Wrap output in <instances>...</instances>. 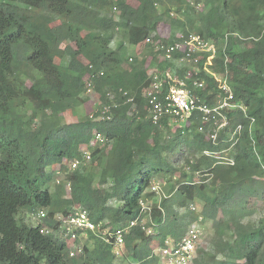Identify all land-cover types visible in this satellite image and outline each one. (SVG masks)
Segmentation results:
<instances>
[{
  "label": "trees",
  "instance_id": "1",
  "mask_svg": "<svg viewBox=\"0 0 264 264\" xmlns=\"http://www.w3.org/2000/svg\"><path fill=\"white\" fill-rule=\"evenodd\" d=\"M132 1L0 0V264H121L101 233L139 217L155 232L140 222L129 229L132 264H159L165 238L177 243L205 224L213 236L196 264H264V213L246 220L242 207L246 199L264 204V0ZM162 25L169 36H160ZM154 34L167 44L194 34L217 46L208 69L227 76L239 108L226 112L215 142L198 113L187 125L148 118L151 74L183 79L187 71L159 62L145 43ZM206 62L187 84L211 104L219 89ZM197 79L205 88H194ZM89 81L99 106L112 107L110 119L86 111ZM96 134L103 144H94ZM64 183L70 190L59 197ZM76 206L100 233L77 232L81 253L71 257L58 217ZM39 211L45 219L32 223Z\"/></svg>",
  "mask_w": 264,
  "mask_h": 264
},
{
  "label": "built area",
  "instance_id": "2",
  "mask_svg": "<svg viewBox=\"0 0 264 264\" xmlns=\"http://www.w3.org/2000/svg\"><path fill=\"white\" fill-rule=\"evenodd\" d=\"M145 43L154 48L159 54L158 60L174 63L177 69H187L186 75L183 79H179L173 73L166 71L160 73L158 71L151 74V84L146 90L145 97L147 100L146 110L148 118L154 125H158L162 119L169 118L180 125H187L193 115L198 113L203 123L211 124L212 133L210 139L215 142L220 131L228 126V117L226 112L231 109L239 108V104L235 101V94L232 85L226 75H217L211 73L208 66L212 65L213 59L217 55L218 48L214 43L207 41L199 35L180 36V39L167 44L162 39H158L156 35L150 36ZM206 58V65L204 71L211 73L218 84L219 92L214 101L209 104L206 100L199 99L194 96L192 90L189 88L187 82L192 79L193 75H198L201 71L199 65L201 61ZM132 61V59H130ZM103 75V73H101ZM194 88L203 89L206 86L205 81L195 80ZM87 92L92 93V81L87 85ZM126 95V94H125ZM127 103L134 105V98L129 97ZM111 106H102L99 111L98 119H110ZM95 118V114L90 116ZM203 132V127L199 128ZM242 131L241 126H237L236 132ZM104 139L101 134H96L94 144H103ZM86 163H91V153L86 150H81ZM209 154V153H207ZM80 166V161H74L71 169L75 170ZM60 184L61 182L58 181ZM65 185V184H64ZM68 191L69 185L66 184ZM152 190L160 194L161 189L158 185H153ZM143 213L149 210L147 206L142 203ZM45 211H39L36 219L42 221L46 217ZM61 222V233L71 244L70 255L75 257L81 253V249L75 246V241L78 239L77 232L84 236L89 234H99L100 226L94 223V220L85 210L80 206L74 208V213L66 218L58 217ZM141 220V221H140ZM139 222L147 232L148 235L155 231L150 227L143 217L131 221L128 227L118 228L114 233L109 234L110 227L102 231L101 236L105 241L113 245V252L116 256L123 255L125 235L132 227L139 225ZM42 234H48L47 228L41 229ZM202 240V229L193 225L185 232L182 240L173 243L171 238H165L164 245L160 249L158 257L159 264H195L197 260L198 245Z\"/></svg>",
  "mask_w": 264,
  "mask_h": 264
},
{
  "label": "rangeland",
  "instance_id": "3",
  "mask_svg": "<svg viewBox=\"0 0 264 264\" xmlns=\"http://www.w3.org/2000/svg\"><path fill=\"white\" fill-rule=\"evenodd\" d=\"M130 3L132 5L135 4V2H133L132 0H130ZM159 34H160V36H163V37L169 36V34H171V30H170L169 26L168 25H164V26L162 25L160 27ZM221 48H222V46H221ZM88 97H89V99L91 101H88L87 104L85 105L86 106L85 107L86 111L88 109L89 110L88 113H90V114H92L93 111H97V110L99 111V109L101 107L97 103V99H96L95 94H93V92L92 93H88ZM154 185H158V184L154 183ZM64 187L65 186H62V188L61 187L56 188V195L57 196H59V197L63 196V192L67 189L66 187L65 188ZM67 191H68V189H67ZM161 197H162V194L160 196L157 195V198L155 200L156 201H160ZM242 207H243V215H244L246 220H257L264 213V204L261 203V202H257V201H255L253 199L244 200L243 204H242ZM219 216H221V215L219 214ZM32 218L33 217L30 216V220H31L32 223L33 222H35V223L38 222V219L35 220V219H32ZM167 223L170 224L171 220L168 219ZM200 228L202 229V240H201V243L198 245V247L200 246L199 249H203V248L209 249L210 243H211V240H212V236H213V232H212L211 228L207 224H205L204 226H201ZM96 259H97V261L99 263H105L104 258H102V257H100L98 255L96 256ZM197 260H199V257L197 258ZM118 262L121 263V264H132V262H135V259L132 258V257L128 258L127 255H125V253H124V255L122 257H118Z\"/></svg>",
  "mask_w": 264,
  "mask_h": 264
},
{
  "label": "clouds",
  "instance_id": "4",
  "mask_svg": "<svg viewBox=\"0 0 264 264\" xmlns=\"http://www.w3.org/2000/svg\"><path fill=\"white\" fill-rule=\"evenodd\" d=\"M64 184H66V183H64ZM65 187H66V186H65ZM66 188H67V187H66ZM39 222H40V221L38 220L37 223H39ZM70 245H71V244H70ZM70 245H69V247H73V246H70ZM75 246H76V245H75ZM69 249H70V248H69ZM80 249H81V248H80ZM114 254H115V253H114ZM78 255H79V254H78ZM123 255H124V249H123ZM123 255H122V256H123ZM70 256H71V255H70ZM76 256H77V255H76ZM76 256H75V257H76ZM122 256H121V257H122ZM197 256H198V255H197ZM117 258H118V256H117ZM158 258H159V257H158ZM197 258H198V257H197Z\"/></svg>",
  "mask_w": 264,
  "mask_h": 264
},
{
  "label": "crops",
  "instance_id": "5",
  "mask_svg": "<svg viewBox=\"0 0 264 264\" xmlns=\"http://www.w3.org/2000/svg\"><path fill=\"white\" fill-rule=\"evenodd\" d=\"M135 51H136V50H132V51L130 52V55L133 56V55L135 54Z\"/></svg>",
  "mask_w": 264,
  "mask_h": 264
}]
</instances>
